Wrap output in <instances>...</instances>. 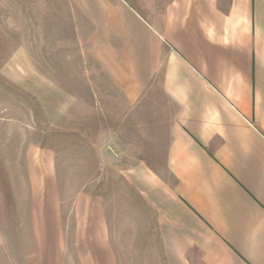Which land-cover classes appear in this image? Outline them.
<instances>
[{
	"label": "crops",
	"instance_id": "0c3cea01",
	"mask_svg": "<svg viewBox=\"0 0 264 264\" xmlns=\"http://www.w3.org/2000/svg\"><path fill=\"white\" fill-rule=\"evenodd\" d=\"M84 15L121 95L95 97L93 144L133 147L118 105L115 120L164 140L163 167L123 158L102 193L69 198L54 153L30 152L14 264H264V0H92ZM53 96L50 127L73 104Z\"/></svg>",
	"mask_w": 264,
	"mask_h": 264
},
{
	"label": "rangeland",
	"instance_id": "374dc122",
	"mask_svg": "<svg viewBox=\"0 0 264 264\" xmlns=\"http://www.w3.org/2000/svg\"><path fill=\"white\" fill-rule=\"evenodd\" d=\"M91 1L0 0V264H14L27 239L30 152L54 153L57 187L69 198L81 191L102 193L120 177L113 166L123 158L130 163L150 155L157 171L163 167L164 140L140 136L137 122L115 120L118 105L111 124H129L125 139L133 147L112 148L111 155L100 157L93 144L94 127L107 124L92 121L95 97L116 102L121 95L90 53L91 25L84 11ZM55 89L73 104L63 121L50 127L43 107L58 102Z\"/></svg>",
	"mask_w": 264,
	"mask_h": 264
}]
</instances>
